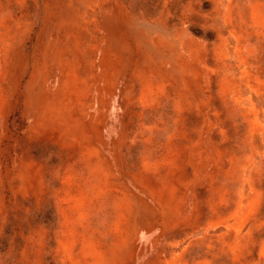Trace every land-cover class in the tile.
Instances as JSON below:
<instances>
[{"label": "rangeland", "instance_id": "374dc122", "mask_svg": "<svg viewBox=\"0 0 264 264\" xmlns=\"http://www.w3.org/2000/svg\"><path fill=\"white\" fill-rule=\"evenodd\" d=\"M45 71L106 91L148 207L73 222L56 196L83 167L30 96ZM0 264H264V0H0Z\"/></svg>", "mask_w": 264, "mask_h": 264}, {"label": "crops", "instance_id": "0c3cea01", "mask_svg": "<svg viewBox=\"0 0 264 264\" xmlns=\"http://www.w3.org/2000/svg\"><path fill=\"white\" fill-rule=\"evenodd\" d=\"M34 78L36 79L37 76ZM49 78V72L45 71L40 80H31L29 82L30 96L36 101L41 99L40 97L45 101L43 106L39 108V112L42 118L47 119L43 123L44 125L50 126L51 129L57 127L55 131L51 130L50 134L58 148L57 153L64 151L66 155L76 156V161H79L83 167L80 168L77 165L76 169H72V172H68L69 169H64L66 177L61 179L62 190H58L56 196L62 207L68 205L76 214L77 218H72L73 222L83 220L90 214L91 208L94 207L93 198H96L99 207H105L107 214H109L107 201L112 203L111 197L115 206L125 202L126 206L131 205L132 210L139 204L143 205L142 208L148 207L146 198H153L150 194L152 190L149 184L151 169H119L117 163L121 167V162L115 163L116 153L113 152L118 151L123 143L128 142V134L125 130H119V133L115 135L111 132H109L111 134L102 132L103 126L108 131V127L110 130L118 125L123 127L122 122L117 124L114 121V116L104 117L102 115L105 101L102 95L106 91L103 92L101 86L93 87V84H88L86 81L79 86L63 83L55 91L49 83ZM60 89H62L60 96H56ZM63 91H65V95H63ZM111 94H113L112 91ZM47 110L51 112L48 113ZM89 127H93V129L90 130ZM110 149L115 151L109 153ZM68 165L70 166V163ZM77 177L79 180L76 179ZM73 181L77 184L81 182L85 186L83 189L81 187H68ZM99 183L103 185L104 189L110 188L109 192L100 188L105 194L99 195V191L96 190ZM152 189L155 188L152 187ZM83 191L85 193L81 195ZM37 193L39 192L37 191ZM160 195L162 197V193ZM86 198L88 202L83 201ZM149 223L140 228L151 229L152 224ZM85 226L83 225V227ZM69 227L68 221H61L58 230L59 236L62 238L61 247H65V243L70 245L68 240L74 237L70 232L72 229Z\"/></svg>", "mask_w": 264, "mask_h": 264}]
</instances>
